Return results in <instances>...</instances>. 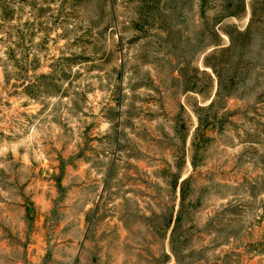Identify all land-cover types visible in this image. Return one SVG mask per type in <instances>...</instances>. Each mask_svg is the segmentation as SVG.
<instances>
[{
  "label": "rangeland",
  "instance_id": "rangeland-1",
  "mask_svg": "<svg viewBox=\"0 0 264 264\" xmlns=\"http://www.w3.org/2000/svg\"><path fill=\"white\" fill-rule=\"evenodd\" d=\"M0 264H264V0H0Z\"/></svg>",
  "mask_w": 264,
  "mask_h": 264
}]
</instances>
